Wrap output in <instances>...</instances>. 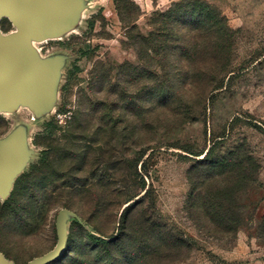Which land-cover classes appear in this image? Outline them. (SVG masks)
Instances as JSON below:
<instances>
[{"label": "rangeland", "instance_id": "rangeland-1", "mask_svg": "<svg viewBox=\"0 0 264 264\" xmlns=\"http://www.w3.org/2000/svg\"><path fill=\"white\" fill-rule=\"evenodd\" d=\"M206 1L234 31L227 71L206 96L187 85L163 106L149 95L156 64L147 69L135 45L171 5L20 0L19 23L0 16L1 214L38 164L22 180L20 211L0 214L6 263L264 264V0ZM236 148L256 173L234 189L238 229L223 235L188 210V174L205 155ZM150 226L167 246L148 249L155 260L136 261L131 243L110 249L90 237Z\"/></svg>", "mask_w": 264, "mask_h": 264}, {"label": "trees", "instance_id": "trees-1", "mask_svg": "<svg viewBox=\"0 0 264 264\" xmlns=\"http://www.w3.org/2000/svg\"><path fill=\"white\" fill-rule=\"evenodd\" d=\"M152 25L154 29L148 35L136 36L135 45L147 69H154L152 64H156L155 72L149 73L147 78L152 82L150 100L163 106V102L180 98L181 91L187 85L191 89L197 88V94L201 97L215 90L218 77L227 71V60L234 39V31L221 9L206 0H180L174 2L168 10L157 13ZM84 109L82 105L80 113L85 115L87 113L83 112ZM86 109L88 113L96 110L95 105ZM76 122L73 123L74 128L81 125L80 121ZM56 124V121H49L46 125L49 129L57 126ZM73 130L71 129V134ZM69 139L72 143L75 138ZM239 151V148L231 149L219 159H211L205 155L188 174L191 184L188 210L192 215L197 210L201 218L209 221L216 227L215 231L223 235L235 233L238 229V212L233 204L234 189L237 185L247 183L256 173L254 158L247 153L249 161H244L240 159ZM48 153L47 146L43 159H47ZM37 167L38 164H34L31 172L17 179L11 197L2 205L1 216L20 211L19 190L22 180L30 176ZM133 233L126 232L122 237H90L110 249L113 246L133 244L136 261H144L148 256L155 260V255L163 246L167 247L162 241L161 231L154 226ZM148 249H154L155 255L152 256ZM109 255L112 262L114 256L112 253L107 254ZM68 256L69 254L62 261Z\"/></svg>", "mask_w": 264, "mask_h": 264}, {"label": "crops", "instance_id": "crops-1", "mask_svg": "<svg viewBox=\"0 0 264 264\" xmlns=\"http://www.w3.org/2000/svg\"><path fill=\"white\" fill-rule=\"evenodd\" d=\"M173 1L175 0H136L144 12H149L154 9L166 10Z\"/></svg>", "mask_w": 264, "mask_h": 264}, {"label": "water", "instance_id": "water-1", "mask_svg": "<svg viewBox=\"0 0 264 264\" xmlns=\"http://www.w3.org/2000/svg\"><path fill=\"white\" fill-rule=\"evenodd\" d=\"M19 5H22L20 0H0V8H4L9 11L10 14L18 16L20 13L18 11ZM3 58L0 57V63H2ZM0 264H8L0 257Z\"/></svg>", "mask_w": 264, "mask_h": 264}, {"label": "bare ground", "instance_id": "bare-ground-1", "mask_svg": "<svg viewBox=\"0 0 264 264\" xmlns=\"http://www.w3.org/2000/svg\"><path fill=\"white\" fill-rule=\"evenodd\" d=\"M3 13L10 14L8 10H6V9H4V8H0V16H1ZM10 15L12 16V18L14 19V21H15L16 23H17V22L19 23V18H18L17 16L12 15V14H10Z\"/></svg>", "mask_w": 264, "mask_h": 264}]
</instances>
